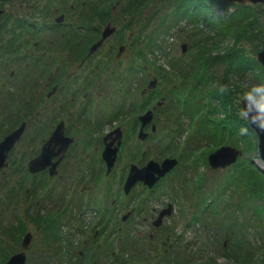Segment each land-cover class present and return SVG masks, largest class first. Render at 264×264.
<instances>
[{"label": "rangeland", "instance_id": "rangeland-1", "mask_svg": "<svg viewBox=\"0 0 264 264\" xmlns=\"http://www.w3.org/2000/svg\"><path fill=\"white\" fill-rule=\"evenodd\" d=\"M55 1L57 2V0ZM53 3L54 1L50 3L51 10L62 6L60 3L59 6H56L57 4L54 6ZM70 3L73 4L75 2L73 0H67L66 5L69 6ZM117 3L119 4L116 5ZM110 4L111 7L108 10L109 16L106 17L104 24H97L100 20L99 14L92 15L89 9L85 10L86 13L88 12L93 17L92 22L89 24L97 27L101 26L103 30L107 25L106 23L110 21L113 26L118 27L119 33L118 36H111L106 43H103L100 46L101 48L99 47L97 49L98 51L96 50L97 52L95 51L96 53L94 52L93 56H90L91 58L89 57L90 59L82 65L86 69L79 71V74L82 75L81 78H83L86 75L84 74L83 76V73L87 72L88 68H95V70L90 72L95 78L90 82V86L87 85L90 98L84 97L83 93L86 90L84 88L78 96L79 105L77 104V110L75 111L73 106L69 105L64 115L66 112H73L72 114H75L82 121L86 120V126L90 131L81 130L82 128L79 129L81 131L77 135H81L82 140L78 147L75 146L73 148L75 158L68 156L65 168L60 174H65L66 183L75 179L80 165L79 160L81 159V157L77 158L79 154L81 156L84 153L87 154L94 160L91 161L92 163L99 165L96 160L99 159L100 155L99 150L95 149L97 145L95 141L101 138L107 130L121 125L125 135H123V147L117 158L114 174L111 176V182L113 184L111 186L109 183L110 179L105 177L106 169L104 167L102 169V175L97 178V181H100L99 186L97 189L92 190L91 197L96 196L94 200L97 201L98 196L101 194L100 197L104 196L107 202H109L115 200V196H113L115 193L111 194V192L116 190V198H118V202L120 203V206H118L120 207V213L124 209L130 210L133 207L136 209L137 217L135 216L133 222L131 220L128 223L121 222L120 220V223L115 225V227H121V230H118L117 234H112L110 231L111 228H109L102 237L100 234L98 235L97 230H101L107 221L101 223L97 215L94 214V211L89 210L87 212L80 210L82 205L81 199L76 196L74 197L76 211L71 208V212L74 214L70 215L71 217L69 218L62 219L57 216L59 210L55 208L56 205L52 207L53 211L45 212L43 208L48 205L43 203V199H39L41 196L30 193V196L27 197L30 199L29 201L24 198L16 204V215H19V225L16 229L14 228V231L8 233L9 246L5 244L3 249L0 248V251H14L16 248L15 252H19L21 250L20 245L23 236L26 233H31L33 235L32 247L28 255L37 258L40 263H47L49 261L43 259L45 257L50 258L55 256L57 258L61 256V252L71 250V247L66 249V244L67 246L76 248L80 255V259L75 258L74 255L70 256V262L66 264H156L158 262V256H154L148 251L149 247L152 251L153 244L147 238V233H151L148 231L150 227L147 220H154V213L156 214L161 208L166 209L170 205L172 212L164 218L165 227L162 230V238L165 242L167 252L162 251V247L160 256L165 257L167 255L168 257L165 259L164 264H176V262L177 264L182 262H190V264H239L233 259L224 256L226 253L231 252L230 249H232L231 247H233V243L235 242L234 239H231L233 236L232 231L234 230V224L232 223L238 220L236 229L240 228L239 231L242 230L244 233L252 236L251 239L255 245L253 246L256 248L260 245L261 241L259 234L261 235L264 232L262 224H258V226L250 225L246 228V221L251 218L253 210L263 202H252L246 198V194L250 193L258 196L257 193H261L262 189L256 183L245 180L243 176L241 179L238 178L241 172L240 169L237 171V168L247 167L249 162L255 164L259 170H263L262 162L256 152L257 137L255 138L252 134H249L241 137L239 140H235L234 137L226 138L222 135L223 143L217 144L213 141L215 136L209 135L207 132L204 134L199 131V129L203 132L208 128L209 131L211 129L210 127H201L199 125L201 120L199 117L200 114L194 115V112L188 110V108L183 109L184 107L182 108L181 102L176 98L174 99V87L172 89L169 88V100L165 101L167 104L159 109L157 107H161L162 104L160 102L161 100L157 99V96L160 95V93L155 91L157 86L148 92L149 94L146 93L147 96L145 97L146 99L150 94L156 93L151 99V103H154L152 108L142 98L143 95L140 93V86L133 85L134 90L130 88L122 90L119 84L116 86L118 82L114 75L115 71H117L115 65H120L121 68L127 66L126 70L128 71L130 69L127 64L128 56L131 57V54L136 52V46H133V41L136 37L128 38V32L130 28L131 30H136L134 24H137V22L134 17H127V14L124 12V7L127 5L126 0H113ZM251 6L257 10L260 5L255 4ZM48 9L42 6L41 14L47 16L46 11ZM77 9L81 10L80 8ZM77 9H75L76 12H78ZM169 10V8H164L159 16L160 19H155L156 22L154 23L146 24L148 20L144 18L140 21L142 24L140 31L144 34L142 48L151 39L153 41L151 47L154 46L153 48L155 50L161 51L162 58L156 63L157 69L161 70L162 61L167 64L164 69L168 70L170 68L169 61L178 60L180 69L178 70V67L171 65V70L168 72V78H171L173 81L163 78L162 82H160V84L164 83L165 85L166 83L168 85L174 84L176 87V83L179 80L182 81L181 78L185 75L190 77L189 71L186 73V66L193 64V56H202V52L205 50L198 41L201 38L207 37V35H213L214 37L215 30L203 28L200 26L202 24L200 22H187L188 18L186 17L178 16L176 19H173L171 14L167 15ZM233 11L234 8L230 7L229 13L224 12L222 14V11H218L215 14L223 16L225 22L228 24L230 21L229 17L231 16L230 13ZM145 14L150 15L148 10H144L141 15ZM165 14L167 17L162 22ZM49 19H52V17H49ZM243 23L239 22L237 24ZM130 24L132 25L130 26ZM61 29H63L62 26L58 27L53 37L56 42L53 45L56 71L52 70L51 77L57 81L62 78V75H65V72L70 70V65L74 62L72 61L73 59H76V63L79 64L81 59L86 57L84 55L89 53L90 47L97 42L96 38L93 37L95 34L87 33V35L83 34V36L78 37L73 42V45L69 44L66 39H63V42L57 45L56 39L60 40ZM25 32L24 30L20 37L13 36L14 40L16 42L23 41ZM133 32L135 33V31ZM240 34L236 31L234 37L231 34L227 35V38L221 45L220 53H231V50L236 47L234 46L236 40L241 39ZM241 42V47L248 46L243 40ZM123 45H127V49L122 54L124 61L120 63L116 61V53L120 51ZM183 46H185L184 52H182ZM166 47H169V50H166ZM73 49H76L77 58L67 57L73 52ZM216 53L211 52V56L216 55ZM61 59H65V63L59 61ZM146 60L147 62H152V57L148 55ZM154 60L156 61L155 57ZM151 72L154 74L157 73L156 67H151ZM46 73L47 75L51 74V69H48ZM218 77L221 78V73ZM44 78H46V75ZM249 78L251 77L246 76L241 81ZM234 79L235 76L230 80L228 79L227 83H230ZM69 85L70 88L68 90H76L77 87L72 83ZM59 90H63V96H66L64 92L65 88L63 89L60 86ZM129 95L131 96V100L128 103L129 106L124 111L120 105L124 101V98ZM226 100L229 103L226 106L229 114L237 115L236 104L228 96ZM156 101L160 105H158L159 103L155 105ZM208 101L213 102L214 100L210 101L208 99ZM176 102L178 103L177 105ZM231 106H233V110ZM81 107L83 108L82 111H80ZM156 108V118L153 120L152 117L150 123L151 127L155 124V129L152 132L151 128L147 129L144 127L143 132L147 133L148 136L143 140L138 139V132L141 125L139 117L149 110H156ZM206 113L204 111V114ZM213 117L214 115L209 119L210 124L217 123L213 120ZM215 117H217L215 119L219 123H224V127L227 126V119L223 122L226 118L225 115ZM63 118H66V116ZM174 118H176L175 121H173ZM196 128H199L198 131H195ZM219 132L217 131L216 133ZM223 132H225V129ZM234 135L236 136V134ZM222 145L235 147L241 151L242 155L231 166L222 169H212L209 166L208 157ZM249 151H252L250 153L252 159H249ZM166 158H175L178 160V164L152 190L147 189V187L143 188L141 185L135 186L128 195H125L128 196L127 198L121 197L123 195L122 185L129 171L130 164L143 166L150 160L161 162ZM107 185L109 187L108 191L106 190ZM55 190L58 192L61 190V187L57 186ZM43 196L44 193H42ZM208 199H214L217 202L215 209L218 211V214L215 216L216 219L214 221L215 225H218L215 226L216 230L211 227L212 224L207 227L203 224V222L209 223L207 217L208 211L205 210V203L209 202L207 201ZM37 200L40 201L39 206L34 205ZM84 200L85 198H83ZM121 203L127 204L125 208ZM144 218L147 219L146 222H144ZM66 223H70L73 227H68ZM91 228L92 236L90 237L82 232L84 229L90 230ZM21 231L23 233L20 236L19 233ZM19 237L20 244L17 245V241L15 240ZM0 240L1 247L6 242V238L1 237ZM110 245L111 249L108 252V259L106 260L104 254L101 252L105 253ZM112 251L114 255L110 258L109 256ZM58 253H60L59 256ZM144 258L150 259V261L145 263ZM54 261L55 259L48 263L54 264ZM0 264H2L1 261Z\"/></svg>", "mask_w": 264, "mask_h": 264}, {"label": "flooded vegetation", "instance_id": "flooded-vegetation-1", "mask_svg": "<svg viewBox=\"0 0 264 264\" xmlns=\"http://www.w3.org/2000/svg\"><path fill=\"white\" fill-rule=\"evenodd\" d=\"M25 1L26 0H0V143H2L3 140L14 131L23 127V131L19 139L13 144L11 149H9L7 152H4V165L0 167V209L6 205L7 189H11L12 187H14L16 192L18 191V185L22 181L20 171H23L22 161L24 160V165L28 173L26 183H24L26 186L27 195L25 198L27 199V201L30 200L27 198L32 192L30 189H35L37 194L36 196H41L39 199H43L44 204L55 206L57 201H61V191H66V193L68 194V199H72L74 201L75 196L81 199L82 205L80 210H85L87 212L89 210L94 211V214L97 215L101 223L103 221H107V223L104 224V227H102L101 230H97L98 235L100 234V236L103 237L104 233L109 228H111L110 231L112 234H117L118 230H121V227H115V225H118L120 223V220L124 223H128L131 220L133 222L135 216L137 217L135 212L136 209L133 207L130 210L122 209L123 212L120 213V207H118L120 206V203L118 202V198H116V190L111 192V194L115 193V195H113L115 196V200H111L109 202H107V199L104 196L100 197L101 194L98 196V200L96 201L94 200L96 199V196L91 197V193L93 189H97L99 186L100 181H97V178L102 175V169L104 167L106 169V162L102 159V152L105 148V145L116 138V134H114V132L119 129L122 135V142L118 150V158L121 148L123 147V135H125L124 129L121 125L115 126L113 127V129L107 130L101 138L95 141L97 143L95 149L99 150L100 155L99 159L96 160L99 165L92 163L91 161L94 160H92L87 154L84 153L82 156L79 154L77 158L81 157V159L79 160L80 165L77 170V175L75 176L74 180L66 183L65 174H60V172L64 170L68 156L75 158L73 148L75 146L78 147L82 140L80 137L81 135H77V133L81 130L86 131L89 129L86 126V120L82 121L81 119L76 117L75 114H72L73 112H66L65 115L63 114L62 117L57 119V122L53 126H50L47 120L48 116L55 115V108L59 109L60 105L62 104L63 106L64 101L67 99H69V105H72L76 111L78 108L77 104L79 105V94L85 88L86 90L84 91L83 95L84 97L90 98V92L87 91V89L91 84L90 82H92L93 78H95L94 75L90 74L91 71L95 70L94 67L88 68V71L83 73V76L84 74H86L83 78H81L82 75L79 74V71H81L82 69H86V67L84 68L82 65L93 56L92 54L91 57L89 56V58L87 53L84 55L86 57H83L79 64L76 63V59L72 60L70 58L74 62L72 65H70V70L68 72H65V75H62V78L59 81L51 77L52 70L56 71V59L53 48V45L56 43L53 38L55 31L58 27L62 26L64 30L61 32V36L59 37L60 41L63 42V39H65L63 38L64 34H70V38L66 40L69 44L73 45V42L78 37H80L81 35L83 36V34L87 35V33L95 34V36L93 37L96 38V41H98L102 36L103 30L101 26L96 27L98 29H96L95 33H93V28L90 26V30L88 31L84 22H80V24L78 21H73L70 19V17H67L68 14L62 11L63 6H59L55 9V11L58 12L55 18L63 15L59 17L58 19H61L56 22L55 18L54 20L49 19V9L46 11L47 16L41 14V12H39L40 14L34 13V11L32 12V10H28L30 8V4L24 3ZM44 3V6L49 8L50 0L49 2L45 1ZM118 4L119 3H117L116 5ZM70 7L71 9L74 8V6L72 5H70ZM30 16H33V20ZM99 19L100 20L97 24H103L101 15H99ZM147 23L149 22H146V24ZM106 24L110 25V27H116L113 26L112 22L110 21ZM141 25L142 24H134V27L136 26V30L130 29V31L128 32V38L136 37L133 41V46H136V52L132 53L131 57L128 56L127 64L130 67V69L128 67V71L126 70L127 66H123L122 68L118 69L121 72L120 76L122 78H118L115 76L118 82L116 86H118L119 84L122 90H126L129 88L131 90H134L133 85L135 84L137 86H140V93L141 95H143L142 98H144L147 105L151 106V108L154 106V103H151V99L152 96H154L156 93L150 94L145 99V97L147 96L146 93L149 94L148 92L152 91L155 88L153 87L149 89V86H157L155 91H157V93H160V95L157 96V99H160V102L162 104L161 107L157 108L160 109L167 104L165 103V101L169 100L168 91H170V89L174 87V84L168 85L165 81L164 82L166 83V85L164 83L160 84L163 78L168 77V74L164 72L166 70L162 71L156 68L157 73L154 74L151 72L152 66L150 65V62H147V60L146 62H143V60L145 59L143 57V54L138 53V50L142 48L144 38L143 32L140 31ZM24 30L26 32L23 41L16 42L13 36H22ZM133 31H135V33ZM79 32L80 35L76 36V33ZM118 33L119 29L118 27H116V31L111 36H118ZM111 36L108 37L104 43H106L109 38H111ZM70 39H72V41H70ZM57 45L59 44L57 43ZM121 48L122 51L116 53V61H119L120 63L124 61V59L122 58V54L127 49V45H123ZM75 50L76 49H73V52L67 57L77 58ZM59 61L65 63V59H61ZM48 69H51V74L49 75H47L46 73ZM45 75L46 78H44ZM71 83L77 87L76 90H68L70 88L69 84ZM60 86L63 87V89L65 88L64 92L66 96H63V90H59ZM130 97V95L126 96L124 98V101L121 102L120 107L122 106V109H124V111L129 106L128 103L131 100ZM157 103L159 102L156 101L155 105ZM157 108L156 110H153V120H155L156 118L155 114ZM82 110L83 108L81 107L80 111ZM64 116H66V118H63ZM59 123H63V134L66 137L71 138L73 141L69 144L66 151L61 152L58 156L51 158V163L55 165V173L50 175L49 167L36 174L29 173V161L39 155L42 146L50 138L53 131L55 130V127ZM155 127V124H153L152 127L150 124L147 125L146 128H151V131L153 132ZM80 128L82 129L79 130ZM116 146L117 141L112 144V147ZM115 164L112 170L105 176L110 179L109 183L111 186L113 184L111 182V176H113L114 174ZM15 172H18L19 176L17 177V175H15V178H13L12 173ZM32 180L34 183H31ZM45 182L46 186L43 188L42 184ZM62 183L65 186H63ZM140 185L143 188H146L142 183L136 184V186ZM57 186L61 187V190L58 192L55 190ZM122 189L123 195L121 197L127 198L128 196L125 195H128L129 193L126 194L124 192V183L122 185ZM106 190H109L108 185L106 187ZM132 190L133 188L131 189V191ZM43 191L49 192L48 198L42 197ZM20 192L21 189L19 193ZM83 198H85L84 201ZM49 200H51L53 203ZM39 203V200L35 201L36 206H39ZM58 205L60 206V204ZM58 205H56L55 208H58ZM126 205L127 204L124 203L122 206L125 208ZM62 206H65V204ZM73 208L76 210V207ZM162 210H164V208L158 210L156 214L154 213V220H147L146 218L143 219L144 222H146L147 220L150 227V230L147 228L148 231L151 232L147 233V238H149L151 240V243L153 244L152 249L157 252L161 251V248L165 245V242L162 238V230L165 227L164 218L167 216H164L162 218L159 226H155V221ZM57 216L62 219L71 217L70 215H68V213L62 215L58 214ZM118 217H120L119 220ZM63 224L65 223L63 222ZM66 225L68 227H73V225H71L70 223H66ZM112 228L114 229L113 231ZM82 232H84L86 235H89V237L92 236V228L90 230L84 229ZM4 246L5 243H3L0 248L3 249ZM31 247L32 241L30 248ZM30 248L27 251V257ZM110 249L111 245L105 253L101 252L104 254L106 260L108 259V252ZM164 252H166V250ZM113 255L114 252L112 251L109 257L112 258Z\"/></svg>", "mask_w": 264, "mask_h": 264}, {"label": "trees", "instance_id": "trees-1", "mask_svg": "<svg viewBox=\"0 0 264 264\" xmlns=\"http://www.w3.org/2000/svg\"><path fill=\"white\" fill-rule=\"evenodd\" d=\"M29 1V2H27ZM46 1V0H45ZM44 0H26L24 3H29L30 8L28 10L34 11V13H39L42 9V6H44ZM49 1V0H47ZM54 1L53 5L59 6V3L63 6L62 11L66 12L68 15L67 17H70L71 20H75L80 22H84L86 26V29L89 31L90 26L93 28L92 32L95 33L97 26H92V24H89L92 22L93 17L86 13V9H89V11L93 14H99L101 15L102 23L104 24L106 22V17L109 16V9L111 7V2L113 0H73L75 3H70L69 6L66 5L67 0H50ZM120 1V0H117ZM127 5L124 7V12L128 16L134 17L136 19L137 24H141L140 21H142L144 18L148 20L149 23L156 22L157 19H160V14L162 13V10L170 9L168 14H171L173 19H176L178 16L180 17H186L188 18L187 22L191 23H202L200 26L206 29L215 30V35L209 36L205 38H201L198 43L202 45V47L205 48V50L202 52V56H193V64H190L189 66H186V73L189 71L190 77L185 75L182 79V81L179 80L178 83H176V87L174 86V99H178V101L181 102V106L183 109L188 108V110H191L194 112V115L200 114V122L199 125L201 127H210V131L206 129L204 132L201 131L199 128H196L195 131H199L202 133H206L212 136H215V141L217 144L223 143L222 135L227 137H234L235 140H239L241 136L239 135V128L243 126V121L239 120L237 118V115L229 114L228 108L226 106L229 105L227 96H221L217 93L215 85L217 83H225L227 84V80L231 79L233 76L236 78H239V80H242L246 78V76L254 78L256 81H259L261 79H264V70L259 65V63L256 60V54L260 50L264 49V21H263V14H264V8L259 6L257 10L253 9L251 5H236V4H230L225 3L222 0H126ZM50 3H49V10H48V16L52 17L54 20L55 16L57 15V11L50 9ZM70 5L80 8L81 10L77 9L78 12L75 11V9H71ZM34 6V9H33ZM46 7V6H45ZM67 7V10H66ZM230 7L234 8V11L231 12V16L229 17L230 21L227 24L225 22V18L219 14H215L216 12L222 11L224 14L229 13ZM47 8V7H46ZM144 10H148L149 14L141 15ZM70 14V15H69ZM167 15L162 19V22L165 21ZM63 16V15H60ZM56 17V22L59 20ZM33 20V16H30ZM171 18V19H172ZM156 19V20H155ZM63 21V20H61ZM239 22H244L243 24H237ZM81 24V23H80ZM132 24H130L131 26ZM198 26V24H197ZM199 27V26H198ZM131 29V28H130ZM60 31H63L61 29ZM229 31V32H228ZM238 31L241 39H237L234 46H236L234 49L231 50V53L221 54V45L223 41L227 38V35L231 34L232 37H234L235 32ZM80 35L79 33H76V36ZM65 39L70 38V34H64L63 35ZM244 41L247 43L248 46L241 47L240 44L241 41ZM58 44H61L62 41L56 39ZM72 41V39H70ZM152 40L150 39L147 44H144V47L138 50V53L143 54V57L145 58L143 62H146V58L149 55V57H152V62H150L152 67L157 68V61L162 58L161 51L155 50L153 47H151ZM196 43V44H198ZM193 47V45H192ZM153 48V50H152ZM152 50V52H151ZM166 50H169V47H166ZM159 52V53H158ZM211 52H217L216 55L211 56ZM166 55V54H164ZM198 55V54H194ZM154 57L156 61L154 60ZM171 65L173 67H178V70L180 69V64L177 61L171 60L169 61L170 68L166 71H164L167 64H165L164 61L161 62V70L164 71L166 74L170 72ZM179 65V66H178ZM115 67L120 69V65H115ZM185 67V66H184ZM119 71V72H118ZM115 71L114 75L118 78H122L120 70ZM216 71V72H212ZM221 73V78L220 76ZM169 75V74H168ZM167 80H172L171 78L165 77ZM173 81V80H172ZM183 90V91H180ZM221 97V98H220ZM208 99L214 100L213 102H209ZM185 102V104H183ZM178 103L176 102V105ZM69 106V99L65 100L60 105L59 109L55 108V115L54 116H48L47 120L50 126H53L57 119L63 116V112L68 108ZM231 109L233 110V106H231ZM204 111L207 113L204 114ZM237 112V111H236ZM61 113V114H60ZM214 115L213 120L217 123L210 124L209 119L211 116ZM225 115V120L227 121V126L224 127V123H219L217 121V117L215 116H221ZM233 116V117H232ZM176 118L173 119L175 121ZM179 124V122H178ZM204 130L203 128H201ZM225 129V132L223 130ZM217 131H220L219 133H216ZM228 133H227V132ZM227 134V135H225ZM236 134V136L234 135ZM250 134L256 138V135L253 131H250ZM253 151V150H252ZM252 151H249V159H252V156H250V153ZM252 155V154H251ZM239 159V158H238ZM237 159V161H238ZM236 161V162H237ZM252 161V160H251ZM24 160L22 161L23 165V171H20L22 176V181L18 185V191L16 192L15 188L12 187L11 189H7L6 191V205L3 206V208L0 209V239L1 237L6 238L5 244L8 245L10 242L8 239V233L14 231V228L16 229L19 225V215L17 214L16 204L23 200L26 197V186L24 183H26L27 180V170L24 165ZM240 169V172L238 178L241 179L243 176L245 180H250L256 185H258L262 190L261 193H257L258 196L255 194H246V198L252 202H262L260 203L255 210H253L251 218L246 221V228L250 225L254 226L258 224H262L264 227V172L263 170H259L258 167L249 162V165L247 167H240L237 168V171ZM15 175L17 177L19 176L18 172L12 173V177L15 178ZM33 180L31 181V183ZM34 183V182H33ZM46 186V182L42 184V187L44 188ZM21 189V192L19 193ZM31 193L34 195L36 194L35 189H30ZM43 197L48 198L49 192H45ZM260 194V195H259ZM61 201H57L56 205L60 204V206L57 208L59 210V215L67 214L69 215L74 214L71 212V208L76 211L73 207H76V203L72 199H68V194L66 191H61L60 193ZM52 202L51 200H49ZM207 203H205V210L208 211V222H203L204 226H209L210 224L213 229L216 230V225L214 223L215 216L218 214V211L216 208V201L208 199ZM53 203V202H52ZM65 206H62L64 205ZM35 205V203H34ZM53 206H44L43 211H53ZM64 207V208H63ZM206 218V217H205ZM238 220L233 222L234 224V230L232 231L233 236L231 239H234L235 242L233 243L232 249H230L231 252L226 253L224 256L226 258H231L234 261L238 262L239 264H264V232L260 236V245L256 248L254 247V243L252 242V236L244 233L242 230L239 231V229H236V225ZM13 226V227H12ZM218 226V225H217ZM23 231H21L19 234H21ZM14 237V235H13ZM249 238V239H248ZM1 241V240H0ZM15 241L17 245L20 244V237L17 238ZM254 245V246H253ZM151 246V245H150ZM66 249L71 247V250L66 252H61V256L55 258V256L50 258H43L45 260H53L54 264H66L70 262L69 257L74 255L75 258L80 259V255L78 251H76V248H72V246L65 245ZM16 249V248H15ZM14 251H0V261L2 264L8 260L9 256L15 253ZM150 254H153L154 256H158V262L156 264H164L165 259L168 258L167 255L165 257L160 256L162 252H157L152 249L150 250V247L148 248ZM166 245L163 246L162 251H165ZM45 252V251H44ZM43 252V253H44ZM92 252V251H91ZM96 252V251H94ZM167 252V250H166ZM165 252V253H166ZM60 253H58V256ZM3 256H5L3 258ZM30 256V258H29ZM62 257V258H61ZM3 258V259H2ZM32 259V260H31ZM51 259V260H50ZM145 263H148L150 259L144 258ZM47 263H40V261L37 258L32 257L31 255H28L26 264H49ZM169 263V262H167ZM72 264V263H71ZM119 264V263H118ZM177 264V262H176ZM180 264H190V262H182ZM192 264V263H191Z\"/></svg>", "mask_w": 264, "mask_h": 264}, {"label": "water", "instance_id": "water-1", "mask_svg": "<svg viewBox=\"0 0 264 264\" xmlns=\"http://www.w3.org/2000/svg\"><path fill=\"white\" fill-rule=\"evenodd\" d=\"M228 3H236L238 5H262L264 6V0H222ZM61 19V18H60ZM59 19V20H60ZM264 21V16H263ZM116 31L115 27H110L107 25L102 32L101 38L94 43L88 53V57L91 56L104 42ZM122 51V48L120 49ZM185 51V46L182 47V52ZM257 62L261 65L264 70V49L259 51L256 55ZM153 83V82H152ZM155 85V84H154ZM155 86L151 85L150 88ZM160 105V103L158 104ZM153 117V111L149 110L143 115L139 117V121L141 122L140 129L138 132V139L143 140L148 136L147 133L143 132L144 127L150 125ZM23 127L17 129L8 137H6L2 143H0V167L4 165V152H7L12 148L13 144L19 139L22 134ZM257 137V156L261 160L262 169L264 172V134H257L253 131ZM114 134H116V138L113 139L110 143L105 145V148L102 152V159L106 162V174H108L117 159L118 150L120 148L122 142L121 131L117 129ZM110 136V135H109ZM108 136V137H109ZM72 139L66 137L63 134V123H59L55 130L53 131L50 138L47 142L42 146L41 151L37 157L30 160L28 163V171L31 174H36L40 171H43L47 167H49L50 175L54 174L55 165L51 163V158L58 156L61 152L67 150L70 143H72ZM117 141V146L112 147V144ZM242 155L241 151L236 149L235 147L229 145H222L213 153H211L208 157L209 166L212 169H222L228 166H231L236 163L237 159ZM178 164V160L175 158H166L161 162H157L155 160L148 161L144 166L138 167L135 164H131L129 167L128 175L124 182V192L126 194L130 193L131 189L136 186L138 183H142L149 190H152L156 184L165 177L168 173H170L174 167ZM172 212V207L168 205V208L162 210L156 221L155 226H159L160 221L164 216L170 215ZM32 241V234L26 233L21 241V250L18 253L13 254L4 264H26L27 261V251L30 248Z\"/></svg>", "mask_w": 264, "mask_h": 264}, {"label": "clouds", "instance_id": "clouds-1", "mask_svg": "<svg viewBox=\"0 0 264 264\" xmlns=\"http://www.w3.org/2000/svg\"><path fill=\"white\" fill-rule=\"evenodd\" d=\"M216 91L221 96H228L237 106V118L243 121L239 128L241 137L255 131L264 134V79L245 81L236 78L230 83H217Z\"/></svg>", "mask_w": 264, "mask_h": 264}]
</instances>
